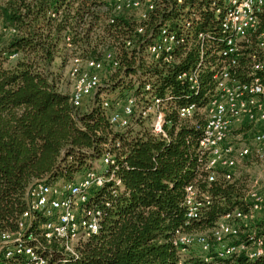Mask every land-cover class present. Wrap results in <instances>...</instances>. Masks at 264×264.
I'll return each instance as SVG.
<instances>
[{"label":"trees","instance_id":"16d2710c","mask_svg":"<svg viewBox=\"0 0 264 264\" xmlns=\"http://www.w3.org/2000/svg\"><path fill=\"white\" fill-rule=\"evenodd\" d=\"M155 1L146 20L129 13L117 15L111 23L107 0H0V230L17 229L30 183L73 181L108 151L114 164L103 170L104 183L91 194L102 210L99 231L78 245L76 256L59 264H264V216L245 220L249 224L237 220L238 233L231 239L247 248L260 239L259 256L251 259L244 251L218 254L212 229L227 213L249 212L248 188L241 178L225 180L221 169L215 180H207L205 158L197 152L204 113L182 119L173 108L191 101L201 108L214 93L212 76L223 62L218 55L223 37L212 0H202L186 12L173 0ZM192 10L196 17L187 19ZM185 22L189 27L183 31ZM165 23L183 34L171 63L151 60L142 42L153 39ZM139 24L143 34L136 33ZM262 31L264 10L231 70L234 80L248 81L256 75L264 82V55L255 44ZM128 40L131 47L126 46ZM106 51L114 53L118 67L87 108L74 107L61 87L70 59H100ZM254 54L262 63L258 70L253 69ZM196 67L199 88L192 91L177 76ZM146 83L150 94L164 101L167 139L154 136L140 117L126 128H115L108 119L112 105L102 107L101 95L110 91L136 95L143 103L148 97H141V87ZM189 184L208 193L211 202L198 220L186 223L182 201ZM193 231L208 233L207 252L189 255L191 246L182 251L173 244L177 232ZM51 250L52 260L62 258L57 244ZM21 259L1 264H18Z\"/></svg>","mask_w":264,"mask_h":264},{"label":"built area","instance_id":"2783aa9c","mask_svg":"<svg viewBox=\"0 0 264 264\" xmlns=\"http://www.w3.org/2000/svg\"><path fill=\"white\" fill-rule=\"evenodd\" d=\"M186 12L188 7L195 6L202 0H173ZM209 1V0H208ZM112 17L133 13L139 21L147 19L155 9V0H110ZM210 7L219 21V33L223 37V47L218 51L223 62L213 72L215 89L213 95L204 101V126L198 140L197 152L205 158L203 171L208 181L216 178V172L224 171L223 178L230 181L238 163L250 156L252 151L256 156L264 152V82L253 75L248 81H236L231 77V70L238 64L242 47L247 38L259 26V15L264 10V0H212ZM194 9V8H193ZM189 18H195L197 13L192 10L187 13ZM188 21V20H186ZM188 22L181 29L187 30ZM170 24L159 27L156 36L151 40L143 39L145 54L151 59H162L167 63L174 61L172 52L183 40L182 33H176ZM137 34L144 33V27L138 25ZM202 38V34L198 35ZM70 37H65L68 47H71ZM131 40L126 46L131 47ZM256 47L264 55V31L256 37ZM5 54V53H4ZM9 58H15L10 54ZM254 60L253 69L258 70L262 63ZM202 60V58H201ZM201 62H199L200 64ZM118 60L113 52L106 51L100 59H87L73 56L69 63V76L73 82L70 102L74 107L83 105L84 100L93 95L100 86L99 72L108 68L113 71L118 67ZM177 78L185 82L192 91L199 88L198 67L180 73ZM149 83L142 85L141 97H148L139 103L140 97L126 94L115 100H102V107L112 105L108 119L115 128L130 126L135 117L146 120L154 136L167 139L165 120V104L159 97L150 94ZM179 118L191 119L200 108L194 101L173 107ZM250 128L244 132V140L240 139L244 126ZM114 160L108 151L101 159L102 167L111 168ZM103 170L87 169L73 181H35L30 183L25 192L26 209L19 217L17 229L14 231L0 230V264L7 260L22 257L18 264H59L66 257L76 256L78 245L94 236L100 228L101 208L95 204L91 194L104 183ZM105 172V171H104ZM119 183V181H117ZM251 201L248 213L233 211L223 215L213 227L211 239L217 244L220 256L246 252L249 258L259 256L262 241L256 240L252 247L243 244H233L231 239L237 235L236 221H245L261 212L264 203V190H249ZM211 202L208 193L189 184L185 187L182 201L186 223L199 219L205 206ZM194 242L200 244L205 253L210 248L206 236L191 237L189 234L177 232L173 244L185 250ZM57 244L61 250V259L52 260L51 246ZM206 260L208 258H205ZM180 264H186L180 261Z\"/></svg>","mask_w":264,"mask_h":264},{"label":"rangeland","instance_id":"374dc122","mask_svg":"<svg viewBox=\"0 0 264 264\" xmlns=\"http://www.w3.org/2000/svg\"><path fill=\"white\" fill-rule=\"evenodd\" d=\"M107 1H110V0H107ZM0 33H1V26H0ZM113 71H110L108 70V68H106L105 70L100 71L98 73L99 78H100V85L104 84L105 82L110 81V76L112 75ZM61 87L65 92L71 94L72 89H73V82L69 76V67L65 70L64 75L62 77ZM122 96H125V95H118L116 92L114 93L110 91V92H104L101 95V99L102 100L104 99L115 100ZM91 98H92V95L89 98L87 97L84 100L83 102L84 108H87L90 105ZM198 111L204 113V107H201ZM236 132H238V130L235 131V134ZM242 132H243L242 135L239 137L240 139L244 140V137L246 136V134L244 135L245 131H242ZM93 169H95L96 171H101L102 169H105V167H102L101 162L95 161L93 164ZM234 178H241L242 181L245 182L248 188V191L249 190H257V191L264 190V152L262 153L261 156H256L255 153L252 151L250 156L241 160L238 163L234 171V176L232 179ZM263 216H264V213L262 211L253 214L254 219H261L263 218ZM250 222L251 221H244V223L246 224H249ZM189 235L195 238L201 235L206 236L208 235V233L206 234L200 231H193L189 233ZM190 246L191 248L189 249V252H190L189 255L199 254L202 252V249L199 243L194 242Z\"/></svg>","mask_w":264,"mask_h":264},{"label":"water","instance_id":"95a60500","mask_svg":"<svg viewBox=\"0 0 264 264\" xmlns=\"http://www.w3.org/2000/svg\"><path fill=\"white\" fill-rule=\"evenodd\" d=\"M46 182V181H45Z\"/></svg>","mask_w":264,"mask_h":264}]
</instances>
